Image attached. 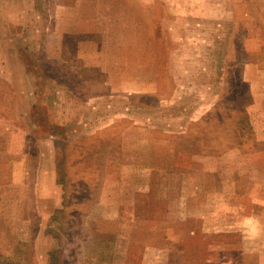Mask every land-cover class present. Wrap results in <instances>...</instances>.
Here are the masks:
<instances>
[{
	"label": "rangeland",
	"instance_id": "obj_1",
	"mask_svg": "<svg viewBox=\"0 0 264 264\" xmlns=\"http://www.w3.org/2000/svg\"><path fill=\"white\" fill-rule=\"evenodd\" d=\"M0 264H264V0H0Z\"/></svg>",
	"mask_w": 264,
	"mask_h": 264
},
{
	"label": "crops",
	"instance_id": "obj_2",
	"mask_svg": "<svg viewBox=\"0 0 264 264\" xmlns=\"http://www.w3.org/2000/svg\"><path fill=\"white\" fill-rule=\"evenodd\" d=\"M41 171H42V172L44 171V170H43V168H42V170H41ZM40 173H41V172H40ZM41 189H42V188H41ZM42 195H43V194H42ZM41 204H43V203H41Z\"/></svg>",
	"mask_w": 264,
	"mask_h": 264
}]
</instances>
